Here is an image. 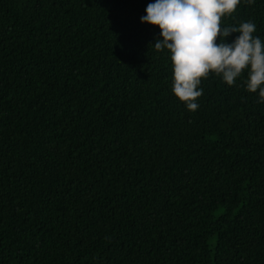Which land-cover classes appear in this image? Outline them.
<instances>
[{"label": "trees", "instance_id": "trees-1", "mask_svg": "<svg viewBox=\"0 0 264 264\" xmlns=\"http://www.w3.org/2000/svg\"><path fill=\"white\" fill-rule=\"evenodd\" d=\"M155 2L0 0V264H264L259 89L210 73L190 111Z\"/></svg>", "mask_w": 264, "mask_h": 264}, {"label": "clouds", "instance_id": "clouds-1", "mask_svg": "<svg viewBox=\"0 0 264 264\" xmlns=\"http://www.w3.org/2000/svg\"><path fill=\"white\" fill-rule=\"evenodd\" d=\"M241 0H156L146 8L141 22L158 27L162 39L154 49L171 53L173 92L195 112L203 94L198 87L210 73L232 86L245 70L247 91L264 103V43L252 21L221 27L222 18L236 12ZM239 35L231 43L232 34ZM219 40V43L217 41Z\"/></svg>", "mask_w": 264, "mask_h": 264}]
</instances>
